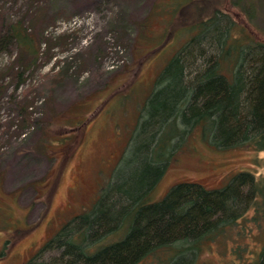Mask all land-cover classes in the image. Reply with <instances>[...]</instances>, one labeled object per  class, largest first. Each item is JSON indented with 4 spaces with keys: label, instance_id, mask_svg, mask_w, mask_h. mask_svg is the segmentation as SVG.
Returning <instances> with one entry per match:
<instances>
[{
    "label": "rangeland",
    "instance_id": "obj_1",
    "mask_svg": "<svg viewBox=\"0 0 264 264\" xmlns=\"http://www.w3.org/2000/svg\"><path fill=\"white\" fill-rule=\"evenodd\" d=\"M3 1L5 17L11 13L17 20L27 12L28 0ZM31 1L47 15L36 24L54 38L55 58L43 59L18 91L32 89L33 124L22 128L21 117L8 105L16 79L5 83L0 100V264L32 259L67 221L90 211L114 182L136 195L149 186L153 170L143 165L141 154L130 162L136 153L124 154L125 149L138 143L141 110L174 56L197 35L193 26L199 17L224 11L223 22L233 23L235 36L242 37L248 25L264 41V0ZM12 59L13 54H1L0 69ZM186 137L147 202L163 200L182 182L219 189L246 170L264 179V151L217 148L200 126ZM124 213L115 214V225ZM255 215L252 208L236 226L207 242L193 264L249 263L262 244ZM120 237L113 234L103 243ZM238 248L244 249L242 260ZM57 253L45 251L41 258ZM173 253L158 248L136 264H166Z\"/></svg>",
    "mask_w": 264,
    "mask_h": 264
},
{
    "label": "trees",
    "instance_id": "obj_2",
    "mask_svg": "<svg viewBox=\"0 0 264 264\" xmlns=\"http://www.w3.org/2000/svg\"><path fill=\"white\" fill-rule=\"evenodd\" d=\"M4 7L0 0V56L10 53L13 59L0 69V100L8 89L5 83L16 79L8 105L25 128L34 123L29 110L34 105L29 98L32 89L18 91L43 59L55 58L51 52L54 38L43 24L37 26L38 17L43 15L44 23L47 15L31 0L17 20L11 13L5 17ZM227 14L217 11L198 18L193 26L197 35L174 56L141 110L138 143L128 145L124 154L130 149L136 153L130 162L141 154L143 165L155 174L149 186L136 195L128 185L114 182L90 211L67 221L24 264H136L162 247L174 250L166 264H193L207 242L236 226L252 208L262 244L249 263L242 264H264V179L253 172L237 173L224 188L213 190L195 182L178 183L163 200L147 202L183 140L199 126L203 137L217 148L248 146L264 151V41L248 25L242 37L235 36L233 23L226 26L223 22ZM121 211L124 216L115 225V214ZM113 234L124 236L103 243ZM55 250V257L41 258L43 252ZM187 253L192 254V263ZM236 253L240 260L244 258V249Z\"/></svg>",
    "mask_w": 264,
    "mask_h": 264
}]
</instances>
